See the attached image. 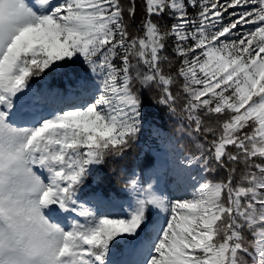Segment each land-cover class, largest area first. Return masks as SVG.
Masks as SVG:
<instances>
[{
	"label": "snow or ice",
	"instance_id": "obj_1",
	"mask_svg": "<svg viewBox=\"0 0 264 264\" xmlns=\"http://www.w3.org/2000/svg\"><path fill=\"white\" fill-rule=\"evenodd\" d=\"M137 14V0H0V264H118L123 244L119 264H264V0ZM149 105L194 144L165 138L179 194L159 169L121 167L124 198L86 196Z\"/></svg>",
	"mask_w": 264,
	"mask_h": 264
},
{
	"label": "rangeland",
	"instance_id": "obj_2",
	"mask_svg": "<svg viewBox=\"0 0 264 264\" xmlns=\"http://www.w3.org/2000/svg\"><path fill=\"white\" fill-rule=\"evenodd\" d=\"M198 9L189 8V15H195ZM170 24L171 21H168ZM171 49H169V52ZM56 77L50 76L49 80L54 84L56 83ZM43 81L35 79L33 81L34 87H40ZM164 111V112H162ZM165 115V116H164ZM162 117H169L166 110L158 109L154 106L146 108L144 126L138 143L127 153L124 160L120 163V168L124 167L128 170H135L140 173L143 170V174L147 177L150 176L154 169L160 170V187L165 189V194H171L176 196L179 193L176 190L175 177L171 173V163L169 158V147L167 140L165 138H173L179 140V144L183 146V151L185 153H191L194 150V144L185 138H181L178 131L180 124L177 122L176 118H171L170 129L173 132H169L165 129L160 121ZM158 130V133H157ZM189 149V150H188ZM102 175H104L102 173ZM225 175L224 171L221 170L218 176H209V179H220ZM128 178V175L120 171L119 183L116 187V191L108 190L103 192L96 187V182L91 181L88 187L84 189L86 196L88 194L95 193L98 196H103L105 199L111 197L112 199L119 200L124 198L127 193L124 189V181ZM121 246V245H119ZM131 245L123 244V250L119 253L114 251L113 259L115 261L121 262L129 259V249Z\"/></svg>",
	"mask_w": 264,
	"mask_h": 264
},
{
	"label": "trees",
	"instance_id": "obj_3",
	"mask_svg": "<svg viewBox=\"0 0 264 264\" xmlns=\"http://www.w3.org/2000/svg\"><path fill=\"white\" fill-rule=\"evenodd\" d=\"M142 3H143V0H137V10H138L137 22H139V19L142 16ZM166 22L168 23V21H166ZM55 79H57L56 83L59 84L60 83L59 78L56 77ZM150 106L151 105H149L148 108ZM162 112H164V111H162ZM160 123L169 132H171V133L173 132V130L170 129L171 123H172L171 122V118L162 117ZM121 162L122 161H120L118 164L109 163L108 165H106L104 167V169H103L104 181L102 183H99V184L96 183V187L98 189H100L103 192H107V193H108V190H113V191L117 190L116 187H117V185L119 183V176H120V171H119L118 167H120V163ZM114 169H115V171H113ZM88 195H90V194H88ZM122 250H123V245L117 246V248H116L117 252L120 253Z\"/></svg>",
	"mask_w": 264,
	"mask_h": 264
}]
</instances>
